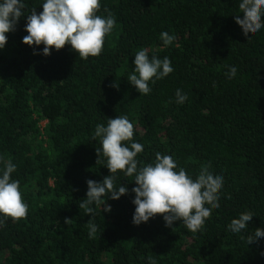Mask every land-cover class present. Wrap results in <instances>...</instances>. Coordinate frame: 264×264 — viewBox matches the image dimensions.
<instances>
[{
	"label": "trees",
	"instance_id": "1",
	"mask_svg": "<svg viewBox=\"0 0 264 264\" xmlns=\"http://www.w3.org/2000/svg\"><path fill=\"white\" fill-rule=\"evenodd\" d=\"M25 2L0 49V167L16 165L11 177L28 211L0 228V264H147L149 256L156 264H264V238L246 241L264 227V28L243 34L234 20L239 0H100L96 14L110 12L116 23L100 55L86 59L67 44L34 55L22 37L28 11L39 14L43 0ZM162 32L174 36L170 45ZM141 49L168 57L174 69L150 81L148 95L127 80ZM227 65L237 67L232 79ZM176 89L187 94L183 104ZM117 115L128 117L143 145L138 167L160 153L193 179L205 167L223 175L220 207L198 231L166 227L161 214L134 225L136 185L118 170L116 186L129 191L103 198L110 212L94 205L100 228L88 237L91 214L78 206L86 181L110 175L94 132ZM245 210L255 216L233 234L227 225Z\"/></svg>",
	"mask_w": 264,
	"mask_h": 264
},
{
	"label": "clouds",
	"instance_id": "2",
	"mask_svg": "<svg viewBox=\"0 0 264 264\" xmlns=\"http://www.w3.org/2000/svg\"><path fill=\"white\" fill-rule=\"evenodd\" d=\"M42 11L37 14L35 8L28 11L22 43L33 47V54L48 56L51 50H60L66 44L81 58L100 55L104 38L113 30L116 20L109 12L107 16L97 15L100 0H43ZM238 7L242 16L234 15V20L247 36L264 28V0H239ZM25 0H0V49L7 42V33L15 30L19 19L25 16ZM164 46L170 45L174 36L168 32L160 33ZM43 45L41 51L37 48ZM134 68L128 75V84L134 86L140 95L151 92L149 82L163 79L174 71L168 57H149L146 49L137 51L132 61ZM226 78L232 79L237 74L235 65H227ZM187 94L181 89L175 91V102L183 104ZM134 125L127 116L117 115L107 119V124H97L94 137L99 138L100 147L96 148L98 157L106 158L110 175L100 182L87 180L86 198L79 203L85 214H91L88 221V237L95 238L100 226L94 222L96 209L94 205H104L103 211L110 212L107 199L117 200L128 193V188L121 183L115 184L118 170L125 177H133L135 187L132 204L135 206L132 223H146L157 214L162 215L166 227L179 222L192 232L198 231L209 217L212 208H219V190L223 187L224 177L221 173H212L207 167L193 179L183 168H178L172 156L157 153L154 163L138 167L137 154L143 151V145L134 141ZM16 165L10 160L3 161L0 167V228L5 221H13L26 216L27 203L22 199L19 182L11 177ZM107 199H103L104 197ZM255 215L245 210L237 218L231 219L227 229L233 234H240L248 229L249 222ZM67 221V220H66ZM65 221V222H66ZM242 239L244 237H241ZM264 238V227L255 228L247 235L250 245ZM147 264H156L149 256Z\"/></svg>",
	"mask_w": 264,
	"mask_h": 264
}]
</instances>
